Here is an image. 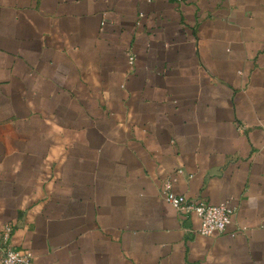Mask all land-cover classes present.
Here are the masks:
<instances>
[{"label": "crops", "instance_id": "0c3cea01", "mask_svg": "<svg viewBox=\"0 0 264 264\" xmlns=\"http://www.w3.org/2000/svg\"><path fill=\"white\" fill-rule=\"evenodd\" d=\"M6 224L32 264H264V0H0Z\"/></svg>", "mask_w": 264, "mask_h": 264}, {"label": "built area", "instance_id": "2783aa9c", "mask_svg": "<svg viewBox=\"0 0 264 264\" xmlns=\"http://www.w3.org/2000/svg\"><path fill=\"white\" fill-rule=\"evenodd\" d=\"M134 56L130 55V62H134ZM172 181L164 182L162 195L172 203L182 215L195 213L200 218L198 231L201 234H213L224 232L232 221L234 209L228 201L217 204L205 200L189 199L183 194H177L172 189ZM14 227L6 224L0 231V264H32L33 252L16 246L12 241Z\"/></svg>", "mask_w": 264, "mask_h": 264}]
</instances>
